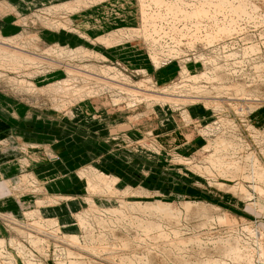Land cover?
<instances>
[{"label":"rangeland","instance_id":"374dc122","mask_svg":"<svg viewBox=\"0 0 264 264\" xmlns=\"http://www.w3.org/2000/svg\"><path fill=\"white\" fill-rule=\"evenodd\" d=\"M196 1L166 0L168 4L180 5L183 10L193 7ZM248 1L258 5L253 13L256 19L254 24H250L246 17L238 19L233 16L240 30L233 35H221L222 38L216 43L218 52L206 49L201 42L194 44L198 47L192 49L188 45V38H184L179 50L181 55L167 53L168 63L158 69L150 59L151 52H158L151 50L141 36L125 39L115 48H106L94 41L114 30L125 29L129 33L138 30L142 21L139 0H109L107 5L99 4L76 14L55 9L75 0H0V6L14 7L19 12L17 16L0 15V35L4 38L20 37L18 45L8 42L6 44L9 46L4 45L14 51L23 49L36 59L43 54L44 60L40 58L43 64L38 71L47 72L33 80L38 88L37 94L34 91L20 92L0 81L1 99L14 104L9 106L0 101V117L9 122L14 120L15 132L26 139L14 138L16 147L11 140H0L2 151L8 148L10 151L19 150L21 154L16 156L18 172L15 180L3 177L0 181V198L8 197L14 204L12 209L19 207L24 210L18 218L12 213L0 211V227L3 228L0 241H4L6 246L0 249V264H13L11 260L15 264H28L27 260L37 264H71L76 261L84 264H211L222 258L226 264L264 262V200L253 188L256 185L264 190V178L261 182L257 176L258 171H264V0ZM67 17L74 24L68 31H56L43 23L61 22ZM101 18L104 21L100 24ZM80 24H87L88 28H81ZM102 27L104 30L99 29L100 34L92 33ZM81 33L89 40L81 37ZM36 35L41 39L37 43L32 38ZM167 42L170 43L169 40ZM58 46L67 51L98 53L105 59L81 60L78 56L68 58L63 55V60L62 57L52 58L61 65H58L60 69L56 65L58 71L50 72L52 66L45 61V58H49L46 53L52 48L57 50ZM213 59L216 61L209 64ZM183 66L188 68L187 77L181 74ZM65 67L92 73L73 69L72 78H78L81 83L77 80L72 81L71 85L79 89L89 86V90L97 95L102 91L101 98L80 103L64 96L52 99L49 90L70 77ZM9 76L18 75L11 71ZM30 79L33 76L27 77V80ZM87 104L94 106L88 108ZM157 106L174 108L180 113V117H177L179 128L185 136H194L197 142L193 144H197L196 147L189 145L176 153L160 147L158 136L166 132L160 126L162 120L153 114ZM76 107L88 113L92 108L102 111L114 109L116 114L126 111L122 117L116 115L112 125H116L120 119L128 123H121L122 127L117 132L99 130L96 138L87 139L70 125L59 121L64 116L72 117ZM187 107H195L196 110L202 108L211 113L210 117L202 118L199 123L192 120L187 123L184 119L186 113L189 114ZM78 137L77 143L74 138ZM220 140L230 144L223 146ZM24 159L28 164L22 165ZM38 162L40 164H36ZM86 172L91 176L92 172H97L115 179L111 188L116 193L109 196L94 193L92 196L88 191ZM28 174H33L35 179L30 178L22 186L21 178ZM253 174L256 176L254 182L250 178ZM40 177L45 178L47 183V179L51 182L46 185ZM117 178L122 181L119 183ZM31 195H39L42 199L35 198L37 200L32 203L20 199ZM71 199L77 202L71 218L51 216L50 210L56 209L61 213L60 207ZM90 199L100 209L92 210ZM39 201L48 205L42 207L44 221L59 220L62 231H33L30 226L32 221L25 215L35 210ZM159 203L168 205L170 210L165 213L158 210L152 217L142 216L136 209H131L133 205ZM118 209L120 213L111 212ZM69 211L72 212V209ZM136 218L152 220L157 228L153 232L140 231L144 229L136 225ZM72 234L80 237L79 243H73L66 237ZM42 235L47 237L46 244ZM12 241L16 246L11 244ZM231 249L234 250L232 257H225ZM241 251H244L243 254ZM235 252L238 259H235Z\"/></svg>","mask_w":264,"mask_h":264},{"label":"bare ground","instance_id":"6f19581e","mask_svg":"<svg viewBox=\"0 0 264 264\" xmlns=\"http://www.w3.org/2000/svg\"><path fill=\"white\" fill-rule=\"evenodd\" d=\"M109 0H75V2H71V3H67L64 4L62 6H58L56 9V11H66L67 13H78V12H82L85 11L91 7H95L96 5L99 4H104L106 2H108ZM110 1H116L117 0H110ZM169 1V0H168ZM175 2L177 1H181V0H174ZM183 1V0H182ZM190 1V0H189ZM235 1V3H234ZM173 2V0H172ZM264 2V1H263ZM140 6H141V14H142V21L140 28L134 29L132 30L130 33L126 32L125 29L123 30H114L112 31L110 34L108 35H104L102 37H99L98 39L94 40L96 42H99V44H102L104 47L106 48H115L118 47V44H120L122 41L124 42L125 39H131V37H138L141 36L144 38L145 42L148 44V46L151 48V50L158 52V54H153L155 52H151L150 55V59L152 60V62L155 64L156 68H161L163 67L165 64L168 63V59H166L169 55H176V56H180V47L183 45V39L184 38H188L189 42L188 45L192 48L195 49L194 44L201 42L203 47H207L209 49H211L212 51L214 50V52H218V50L216 51V46H218L216 43L219 42V39L222 38L221 35L226 36L228 34L233 35L234 33L238 32L240 30V25L237 24L236 22H234V17L236 16L238 19H244V17H246L245 19L248 20V22L251 24L255 22V17L253 15V13L256 12V10L258 9V5H253L252 1H248V0H198L196 1L197 4H194L193 7L191 8H187L186 10H183L182 7L180 5H171L168 4L166 2V0H139ZM186 3V1L184 2ZM238 3V4H236ZM188 4V3H187ZM107 5V3H106ZM119 5V4H118ZM155 5V6H153ZM84 7H86L85 9H83ZM123 7V6H122ZM162 10H165L166 13H163ZM225 10V11H224ZM228 10V11H227ZM252 10V11H251ZM92 12V11H91ZM8 15V14H14V15H18L19 12L17 9H15L14 7H10V6H0V15ZM234 16V17H233ZM41 17V16H40ZM68 18V17H67ZM64 18L65 20H62L61 22L57 21H53V22H43L44 25H46L49 28H53L56 29V31H61L62 29L65 31L71 30V27L74 26V24L72 23V21L69 20V18ZM55 19V18H54ZM59 19V18H58ZM123 19V18H122ZM26 21V19H24ZM28 20V19H27ZM39 20V19H38ZM23 21V20H22ZM21 21V22H22ZM80 21V20H79ZM232 21V22H231ZM244 21V20H243ZM261 21V20H260ZM164 24H166L167 26H164ZM81 28H88L87 24H80ZM76 29V28H75ZM74 29V30H75ZM99 29L104 30V28H98L92 31L93 34H100L101 31ZM246 29V28H245ZM86 30V29H85ZM208 30H211L212 32L208 33ZM76 31V30H75ZM205 33V35L203 34ZM233 33V34H232ZM154 34H157V36H154ZM23 35V34H22ZM204 35V36H203ZM81 37L83 38H87L89 40L88 37H85L84 35H82V33L80 34ZM40 36L36 35L33 36V40L37 43L39 42V40H41L39 38ZM157 37V38H156ZM180 37V38H178ZM0 38L2 40H0V81L2 80L3 82H5L6 84L10 85L11 87H13V89H16L20 92H35L38 91V88L35 86V82H33V80L42 77L44 75H46L47 72H39V66L41 64H43V60H44V56L43 54L39 56L38 59L33 58L32 56L29 55V53L26 54L27 51L23 50V49H18V51H14L11 50L9 47V45L6 44V42L8 43H14L16 45H18V41L20 39V37H12V38H4L0 35ZM23 38V37H21ZM27 39V38H26ZM91 40V39H90ZM170 41V43H168L167 41ZM187 40V41H188ZM92 41V40H91ZM93 41V43H95ZM30 43V42H29ZM92 43V42H91ZM6 44V45H4ZM200 44V43H199ZM216 44V45H215ZM22 45V44H21ZM24 45V44H23ZM122 45V44H121ZM34 46V45H33ZM11 47V46H10ZM198 47V46H197ZM253 48L255 46H252ZM36 48V47H35ZM204 48V50H205ZM206 48V49H207ZM251 48V47H250ZM253 48H251V51L253 50ZM28 49V48H27ZM26 49V50H27ZM38 49V48H37ZM256 49V47L254 48ZM39 50V49H38ZM250 52V49H247ZM21 51V52H20ZM31 51V50H30ZM35 51V50H34ZM161 52V53H160ZM198 52V51H197ZM247 52V51H246ZM254 52V51H253ZM36 53V51H35ZM160 53V54H159ZM168 53V54H167ZM190 53V52H189ZM205 53V52H204ZM38 54V52L36 53ZM197 54V53H196ZM216 54V53H215ZM47 57L49 58H45V61L48 62V64H50V66H52V68L50 69L49 67H47L48 69H50V72H56L58 71V69H60V67L58 64L60 63L59 61L57 62V60H52V58H60L64 55H66L68 58H72L73 56H78L81 57L80 59H89V58H96V59H105L104 56L98 54V53H93L90 51H86V50H78V51H67L65 48L58 46L57 50H53L49 49V52L46 53ZM80 55V56H79ZM217 55V54H216ZM198 56V55H196ZM35 57V56H34ZM200 57V56H199ZM204 57V56H202ZM214 57V56H213ZM218 57V56H217ZM43 60H41V59ZM64 57H62L63 60ZM197 59V58H196ZM215 59V58H214ZM210 61L209 64L214 63V60ZM73 60V59H71ZM74 61V60H73ZM71 61V62H73ZM198 62H200L199 60H197ZM204 61V59L202 60ZM208 61V60H207ZM65 62V61H64ZM70 62V61H69ZM45 63V62H44ZM66 63V62H65ZM102 63V62H101ZM217 63V62H216ZM185 64V63H184ZM59 67H57V66ZM66 65V64H65ZM74 65V64H73ZM204 65L206 66V62H204ZM218 65V64H217ZM216 65V66H217ZM43 66V65H42ZM41 66V67H42ZM48 66V65H47ZM68 68L70 67V65H66ZM88 66V65H87ZM93 66V65H92ZM213 66V65H212ZM44 67V66H43ZM67 67H65L64 69L68 70V80L62 82L60 85L58 84V86L54 87L53 89L49 90V95L51 96V98L53 99H57V98H61V97H65V98H73L76 99L77 103L80 102H86V101H91L93 100H97L98 98H101V92L99 95L91 92L89 90V86H87V88H81L79 89L78 86L75 87V85H71L72 81L77 82V80L80 82V80L78 78H72L73 76L71 75V72H83L86 74H92L89 71H83L80 70L78 68L72 67L71 69H68ZM45 68V67H44ZM58 68V69H57ZM63 68V67H62ZM96 68V67H95ZM75 71H72V70ZM89 69V68H88ZM211 69V68H210ZM228 69V68H227ZM11 71H14L18 76L14 77H10L9 73ZM105 71V70H104ZM96 72V70H95ZM98 72V70H97ZM108 72V70H107ZM117 72V71H116ZM7 73V76H5V74ZM65 73V72H64ZM119 73V72H118ZM122 73V72H121ZM189 71L188 68L186 66L182 67V72L181 74L185 77H187ZM49 74V73H48ZM66 74V75H67ZM79 74V73H78ZM102 74H105V72H103ZM116 74V73H115ZM205 74V73H204ZM202 75L206 78V76L208 75ZM83 75V74H82ZM93 75V74H92ZM95 75V73H94ZM98 75V73L96 74ZM109 75L110 72H109ZM117 75V74H116ZM123 75V74H122ZM28 76H33L32 82L30 80H27ZM74 76H77L76 74ZM99 76V75H98ZM191 77V75H189ZM78 77V76H77ZM91 77V75H90ZM96 77V76H94ZM100 77V76H99ZM97 77L95 80V82H97V79L99 78ZM114 77V76H113ZM124 77V76H123ZM200 77V76H199ZM87 78V77H86ZM105 78V77H103ZM208 78V76H207ZM206 78V79H207ZM92 79V77H91ZM101 79V78H100ZM125 79V78H124ZM195 80H197L198 78H194ZM104 80V79H101ZM193 80V79H192ZM194 80V81H195ZM209 80V79H207ZM212 80V77H211ZM93 81V80H92ZM99 81V80H98ZM108 81V80H107ZM111 81V80H110ZM103 82V81H101ZM106 82V81H105ZM125 82V80H124ZM131 82V81H130ZM152 82V81H151ZM186 82V81H185ZM188 82V81H187ZM92 83V82H91ZM94 83V81H93ZM123 83V82H122ZM76 84V83H75ZM104 84V82L102 83ZM128 84V83H127ZM151 84V83H150ZM79 85V84H78ZM89 85V84H88ZM92 85V84H90ZM108 86V84H106ZM110 85V84H109ZM116 85V84H115ZM120 85V84H119ZM130 85V84H129ZM145 85V84H144ZM81 86V84H80ZM101 86V84H100ZM104 86V85H103ZM102 86V87H103ZM120 87V86H119ZM128 87V86H127ZM141 87H143V85H141ZM147 87V86H146ZM151 87V86H150ZM121 88V87H120ZM132 88V87H131ZM136 88V87H135ZM149 88V87H148ZM152 88V87H151ZM43 89V88H42ZM41 89V91H43ZM94 89V87H93ZM106 89V88H105ZM134 89V88H133ZM122 90V89H120ZM128 90V89H127ZM144 90V89H143ZM148 90V89H147ZM104 91V90H103ZM108 91V90H107ZM110 91V89H109ZM108 91V92H109ZM133 91V90H132ZM142 91V90H140ZM149 92V90H148ZM204 92V90H203ZM110 93H112L110 91ZM120 93V92H119ZM124 93V92H123ZM140 93V92H139ZM142 93V92H141ZM147 93V92H146ZM37 94V93H36ZM113 94V93H112ZM183 94V93H182ZM202 94V93H201ZM117 95V94H116ZM114 95V96H116ZM120 95V94H119ZM118 95V96H119ZM143 95V94H142ZM148 95V93H147ZM49 96V97H50ZM123 96V95H122ZM144 96V95H143ZM151 96V95H150ZM153 96V95H152ZM151 96V97H152ZM127 97V96H126ZM138 97V96H137ZM145 97V96H144ZM172 97V96H171ZM115 98V97H114ZM119 98V97H118ZM129 99V97H128ZM131 99V98H130ZM154 99V97H153ZM66 100V99H65ZM122 100V98H121ZM166 100V99H165ZM67 101V100H66ZM65 101H63L64 103ZM115 103H118L117 100H114ZM74 103V102H73ZM76 103V102H75ZM186 103V102H185ZM157 104V103H156ZM55 105V104H54ZM69 106V105H68ZM71 107V106H70ZM237 107V106H236ZM69 107H67L68 109ZM69 111V110H66ZM62 112V111H61ZM187 117H184V119L186 120L187 123H190L191 121V117L189 114H187ZM207 133V132H206ZM213 133V132H212ZM221 143H223V146H225L224 144H230L228 142H224V140H220ZM218 144V142H217ZM219 145V144H218ZM222 145V144H221ZM27 147V146H26ZM28 148V147H27ZM221 149V148H220ZM28 151V149L26 150V152ZM219 157V155H217ZM254 156V155H253ZM216 157V156H215ZM35 159H37V157H34ZM252 158V156H251ZM254 158V157H253ZM212 159V158H211ZM214 159V158H213ZM216 159V158H215ZM224 159V158H222ZM259 159V158H258ZM214 161V160H213ZM216 161V160H215ZM224 161V160H223ZM254 162L255 159H253ZM218 161H216L217 163ZM222 163V161H221ZM224 163V162H223ZM28 164L27 160H23L22 161V165H26ZM220 164V163H219ZM225 164V163H224ZM259 164V162H258ZM223 165V164H222ZM227 165V164H226ZM252 165V164H251ZM254 165V164H253ZM204 166V165H203ZM259 167V165H257ZM261 166V165H260ZM257 168V167H256ZM255 168V169H256ZM253 169V168H252ZM253 169V170H255ZM257 171V170H256ZM261 171V170H260ZM91 172V171H90ZM253 172V171H252ZM87 173V172H86ZM93 173V176H91L90 173H87L84 175L87 177H85L88 181V191L89 193H91V195L93 196L94 193L95 194H99V195H103V194H107L108 196L111 194L116 193V190H113L111 188V184L115 181V179H109L105 176H103L102 174H98L97 172ZM259 175L257 174L258 178L260 179V181L262 182L263 178H264V171L259 172ZM96 174V175H94ZM35 179L34 175H25L23 176L22 179V186L24 183H27L29 181V179ZM250 178L253 180V182L256 179V176L253 177L250 175ZM258 178H257V182H258ZM114 180V181H113ZM113 181V182H112ZM264 183V181H263ZM34 184V183H33ZM116 184V182L114 183ZM256 184V183H255ZM25 185V184H24ZM35 185V184H34ZM113 186V185H112ZM222 186V185H221ZM254 186V185H253ZM255 189L256 194L262 198L264 200V190L261 187H257L256 185L253 187ZM243 190V189H242ZM111 193V194H110ZM236 193V192H235ZM244 193V192H243ZM106 196V195H105ZM246 196V194H245ZM256 196V195H255ZM243 197V196H242ZM256 198V197H255ZM53 199V198H52ZM261 199V200H262ZM92 210L94 209H100L95 201L93 199L88 200ZM123 202V201H122ZM37 204V208H35V210L29 211L26 213L25 217L28 220L32 221V224H30V226L32 225V229L37 230V231H42V233L47 232H51V233H56L58 230L62 231V227L59 225V220H54V221H44V219L42 218V207H47L48 205H46L45 202H38ZM128 204V203H127ZM49 205H52L51 203ZM125 205V204H124ZM129 206V205H128ZM189 206V205H188ZM187 206V207H188ZM191 207V206H190ZM50 208V207H49ZM136 209L135 211H138L141 213L142 216L144 215H154V213H156L158 210H160V212H168L170 210L171 207H169L168 205H161L160 203L157 205H144V206H139V205H133V207H131V209ZM134 211V212H135ZM99 212V211H98ZM101 212V211H100ZM111 212H116V213H120V210H116V211H111ZM123 212V211H122ZM159 212V211H158ZM148 213V214H147ZM170 214V213H169ZM172 214V213H171ZM82 216V215H81ZM127 216V215H126ZM89 217V216H88ZM91 217V216H90ZM141 217V216H140ZM153 217V216H152ZM79 222H82V219L79 217ZM146 219V218H145ZM11 221V220H10ZM136 225L138 227H141L144 230H140L146 233L150 232L154 230V228H157L152 220H147L144 221L143 219L140 218H136ZM85 225V224H84ZM31 230V229H30ZM82 230V228H81ZM157 230V229H156ZM32 232V231H31ZM151 232V233H152ZM30 233V232H29ZM33 233V232H32ZM40 233V232H39ZM27 234V233H26ZM38 235V234H37ZM46 235V234H45ZM60 235V234H57ZM257 235H259L257 233ZM27 236V235H26ZM164 236V235H163ZM39 237V236H38ZM59 237V236H58ZM71 242L73 243H79L80 237H78V235L72 234V235H68L66 236ZM35 238V237H34ZM42 238L46 244V236L42 235ZM2 240V239H1ZM16 241V239H15ZM15 241H12L11 244H14L13 246H16ZM42 242V241H41ZM51 242V241H50ZM49 242V243H50ZM54 242V241H53ZM182 242V241H181ZM180 242V243H181ZM40 243V241H39ZM48 243V242H47ZM178 243V244H180ZM184 243V242H183ZM35 244H37V241L35 242ZM66 244V243H65ZM81 244V243H80ZM40 245V244H39ZM44 245V244H43ZM51 245V244H50ZM233 245V244H232ZM37 246V245H36ZM86 246V245H85ZM182 246V245H180ZM1 247H6L4 241H0V249ZM38 247V246H37ZM69 247V246H68ZM22 248V247H21ZM41 248V245H40ZM61 248V247H60ZM86 248V247H85ZM90 248V247H89ZM65 249V247H64ZM224 249V248H222ZM221 249V250H222ZM244 249V248H243ZM19 250V248H18ZM73 250L75 251V249L73 248ZM20 251V250H19ZM79 251V250H78ZM39 252H41L39 250ZM77 252V251H76ZM229 255H225V257H229L233 255L232 252H234V250H229ZM242 254L244 251H241ZM21 253V251H20ZM42 253V252H41ZM223 253V252H222ZM221 253V254H222ZM2 254V253H1ZM22 254V253H21ZM25 254V253H24ZM40 254V253H39ZM70 255H73V253L69 252ZM81 254V253H80ZM88 254V253H87ZM99 254V253H98ZM248 254V253H247ZM252 254V253H251ZM259 254V253H258ZM79 255V254H78ZM93 255V254H92ZM91 255V256H92ZM246 255V254H245ZM260 255V254H259ZM25 256V255H24ZM31 256V255H28ZM42 256V255H41ZM221 256V255H220ZM235 259H238L239 256L237 255V253L235 252ZM253 256V255H252ZM47 257V256H46ZM247 257V256H246ZM22 258V257H21ZM44 258V257H43ZM78 258V257H77ZM88 258V257H86ZM94 258V257H93ZM98 258V257H97ZM230 258V257H229ZM254 258V257H253ZM25 260L29 259V258H24ZM36 259V258H35ZM72 259V258H71ZM70 259V260H71ZM74 259V258H73ZM89 259V258H88ZM123 259V258H122ZM127 259V258H125ZM124 259V260H125ZM136 259V258H135ZM260 259V258H259ZM39 260V259H38ZM82 260H87V259H82ZM100 260H102L100 258ZM123 260V261H124ZM142 260V259H141ZM229 260V259H228ZM255 260V259H254ZM44 261V259H43ZM75 261V260H74ZM89 261V260H88ZM104 261V260H103ZM126 261V260H125ZM128 261V259H127ZM246 261V260H245ZM28 264H37L34 262H31L30 260H27ZM85 262V261H84ZM106 262V261H105ZM212 262V261H211ZM233 262V261H232ZM240 262V261H239ZM11 263L15 264L12 260ZM118 263V262H117ZM124 263V262H123ZM128 263V262H127ZM130 263V262H129ZM128 263V264H129ZM133 264V262H131ZM238 263V262H237ZM242 263V262H241ZM244 263V262H243ZM257 263V262H256ZM42 264V263H41ZM44 264V263H43ZM46 264V263H45ZM71 264H84L83 262H71ZM100 264V263H99ZM106 264V263H105ZM206 264H210V263H206ZM211 264H226L224 263V260L222 258V260L216 262V263H211ZM246 264V263H244ZM255 264V263H254ZM260 264H264L260 263Z\"/></svg>","mask_w":264,"mask_h":264},{"label":"crops","instance_id":"0c3cea01","mask_svg":"<svg viewBox=\"0 0 264 264\" xmlns=\"http://www.w3.org/2000/svg\"><path fill=\"white\" fill-rule=\"evenodd\" d=\"M103 21L101 18L99 23L101 24ZM0 101L6 102V104H8V105L11 104L14 106V104H12L9 100H5V98L1 99V97H0ZM86 106L89 108V106H94V105L87 104ZM87 107L84 106V108H87ZM90 111L91 112L88 113V111L83 110L81 107H76L72 117H67V116L65 117L64 116V118L62 117L59 121H61L63 124L70 125L71 126L70 128L76 130V133L81 134L82 137L87 136L88 137L87 139L96 138L95 135L98 133L99 130H103V131L108 130V132L110 131L111 133L117 132L121 129L120 127H122L121 123H123V122L128 123V121H124V119H120V121L115 123L116 125H112V120L116 119L115 118L116 115H120V117H122L121 115H124L126 113V111L121 112L119 114H116V110H114V109H109V110L105 109L104 111H102L100 108L99 109H93L92 108ZM100 111H102V112H100ZM187 111L189 112L191 120L194 121V123L195 122L199 123L200 120H202V118L208 119L210 117V114H211L210 112H206V111L202 110V108H199L196 110L195 107H187ZM202 113L204 115L203 117H202ZM153 114H154L155 118L162 120L160 122V126H162V131L166 132V133H160L158 136V139H159L158 143L160 144V147L162 149L169 151V152H172V153H176V152H179L181 150V148L183 149V147L185 148L186 146L190 145V147L193 148V147L197 146V144H195V145L193 144V143L197 142L194 140L195 138L193 135L187 134L185 136L183 134L184 132H181L182 130H181V127L179 128V123H178L179 121L177 119V117L178 118L180 117V115H179L180 113L176 110L174 111V108L173 109L172 108H165V107L163 108L161 106L160 107L157 106V108L155 107V112ZM153 114L150 115L151 118H152ZM138 116H141V115H138ZM14 117H12V118H14ZM19 117L20 116H18L17 118H19ZM180 122H181V120H180ZM14 124H15L14 120H13V122H9V121H5L4 119H2L0 117V140H3V139L11 140L12 144H14L13 146L16 147L17 145L15 143V140L13 141L14 138H23L24 140H26V139L24 137L18 135L17 132H15ZM188 127H189V125H188ZM179 129H180V131H179ZM159 130H161V128ZM5 132H7V133H5ZM74 139L77 140V143H78L79 137L77 139L76 138H74ZM74 139H73V141L75 142ZM183 139H186L185 142H183L184 141ZM73 141H72V143H73ZM2 149L0 148V181L3 180V177H5L6 179H9V178L13 179L14 178L13 180H15V177L17 176V172H18V170H17L18 165L15 163L17 161L16 156H17V154H20V151L19 150L10 151V150H8V148L6 150L2 151ZM166 154H168V153H166ZM36 164H40V163L38 162ZM117 179H118L119 183H120V181H122L119 178H117ZM40 180H42V182H44L45 184L47 183V182H45V180H46L45 178L40 177ZM47 180L49 181L47 183L49 185V183L51 181L49 179H47ZM36 196H34V195L25 196V197L20 198V199L21 200L23 199L24 200L23 202H25V203L26 202L32 203L31 201L37 200L35 198H41L42 199L41 196H39V195H36ZM7 198L8 197H1L0 198V211L3 213H12L14 216H17V218L20 217L24 210L21 208L19 209V207L12 209L14 204H13V202H11L10 199H7ZM68 203H69V205H68ZM76 203H77L76 200H73V199H71V201H69V202L65 201L64 205L62 207H60L61 213L56 209H52V210H50L51 216L56 217V218H58V217H60V218H64V217L65 218H71V216L73 215L74 209H76V207H77ZM31 207L33 208V206H31ZM69 207L72 209V212L69 211V209H70ZM27 208L29 209L30 207H27ZM1 234H3V228L2 227H0V235Z\"/></svg>","mask_w":264,"mask_h":264}]
</instances>
